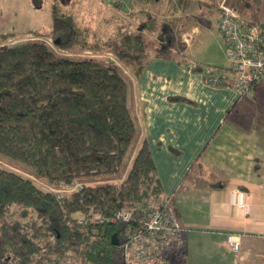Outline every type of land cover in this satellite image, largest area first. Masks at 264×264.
<instances>
[{
    "label": "trees",
    "instance_id": "16d2710c",
    "mask_svg": "<svg viewBox=\"0 0 264 264\" xmlns=\"http://www.w3.org/2000/svg\"><path fill=\"white\" fill-rule=\"evenodd\" d=\"M178 2L183 9L192 6L186 0ZM213 3L208 4L211 11ZM234 3L242 24L257 27L264 36V0ZM240 8L250 10V18L243 17ZM132 14L133 10L114 34L91 42L89 26L54 6L47 33L51 43L36 35L8 47L0 44V156L53 184V189L43 190L31 178L0 166V264H135L123 259V244L142 226L149 204L166 195L146 139L131 158L126 175L120 174L140 137L129 104V83L114 60L59 52L108 47L138 76L151 58L143 32H155L159 24L150 15L137 31L129 30L123 20ZM167 26H161L159 36L168 34L170 41L173 28ZM0 35L9 39L16 33ZM155 52L152 57L185 58L169 46ZM209 65L201 66L205 80L224 84V68L214 65L218 81L213 82L206 74ZM101 173L112 176L94 184L79 181ZM68 186L74 190H66ZM59 189L65 190L62 197ZM123 208L134 211L132 219L113 221ZM97 213L103 221L93 219ZM32 214L34 218H27ZM172 241L160 239L162 251L174 246L180 253L182 243ZM159 251L150 255L147 264L175 263Z\"/></svg>",
    "mask_w": 264,
    "mask_h": 264
},
{
    "label": "crops",
    "instance_id": "0c3cea01",
    "mask_svg": "<svg viewBox=\"0 0 264 264\" xmlns=\"http://www.w3.org/2000/svg\"><path fill=\"white\" fill-rule=\"evenodd\" d=\"M96 1L124 17L134 2ZM192 45L193 40L187 44L189 49ZM186 52L185 58L151 57L138 76L125 69L129 104L140 133L135 153L146 139L161 189L172 198L181 223V240L172 241L182 243L180 253L174 246L169 252L159 246L158 253L176 264H260L264 107L256 94L264 82L242 93L228 68L226 51V63H205L203 57ZM205 64L224 68V84L205 80ZM229 232L241 237L240 255L226 244Z\"/></svg>",
    "mask_w": 264,
    "mask_h": 264
},
{
    "label": "rangeland",
    "instance_id": "374dc122",
    "mask_svg": "<svg viewBox=\"0 0 264 264\" xmlns=\"http://www.w3.org/2000/svg\"><path fill=\"white\" fill-rule=\"evenodd\" d=\"M212 1L214 2V11H211L208 6L211 0H186V3L189 2L192 4L190 9L179 7L178 0H153L148 2L135 0L132 7V16L128 15L123 21L129 23V30L137 31V26L141 22L147 20L150 15L154 16L155 21L159 24V28L155 32L149 30L143 32V38L148 42V53L151 57L154 56L157 48L169 46L176 52H186L189 50L186 52L187 55L191 57L193 54L199 57L201 56L205 63H226V58L224 56V51H226L225 43L218 29L221 3L224 0ZM235 1L236 0H225L227 4L233 7L236 5L234 3ZM54 6H56L59 13L72 14L80 23L91 25V27L89 26L91 28V42L95 41L96 38L104 39L114 34L117 25L124 18L116 8H109L96 0H0V34L10 32L16 33V36H12L9 39H5L0 35V44L4 43V45L8 47L12 43L19 44L24 40L36 39V35L43 37L45 40L47 39L51 43L52 40L47 37V33L51 28L52 10ZM239 11L245 18H250L252 15L251 11L248 9H241ZM105 18L108 19L107 22H105ZM163 25H168L173 28L172 39L170 41V36L167 33L165 34H167L168 37L167 35H165L166 37L162 35L161 38L159 36L161 33V26ZM168 26L167 29H169ZM191 40H193V45L189 49L187 44H189ZM1 47L2 46H0V48ZM95 51H100V53H102V58L118 62L119 69L125 74V78L129 80L127 73L124 71L127 69L133 73L131 66L119 60L116 55H114L115 53L112 52V49L108 47L101 49L91 48L89 50L77 49L74 52H68L62 49L59 50L61 54L72 55L74 58H89L92 52L96 53ZM263 86L264 83L259 85V90L256 94L258 99L261 100L262 107H264ZM135 142L137 143V141ZM135 150L136 146L135 149H131L129 152L128 159L121 169V175H126L127 168L130 165L129 162L131 163V158ZM0 166L31 178L34 183L43 190L53 189V184L51 185L47 180L34 176L31 169L22 164L14 163L0 156ZM111 176V174L104 173L87 175L80 177L79 181L83 184H94L110 179ZM15 216L19 217V213H15ZM29 217L34 218L33 214L27 216V218ZM261 250L264 251L263 248H261ZM257 260H260V264L264 263V257L259 256ZM173 262H175V259H173ZM173 264H176V262Z\"/></svg>",
    "mask_w": 264,
    "mask_h": 264
},
{
    "label": "built area",
    "instance_id": "2783aa9c",
    "mask_svg": "<svg viewBox=\"0 0 264 264\" xmlns=\"http://www.w3.org/2000/svg\"><path fill=\"white\" fill-rule=\"evenodd\" d=\"M218 29L224 39L229 66L236 77V87L242 93L248 92L251 87L264 81V36L257 27H247L241 22L240 14L225 0L221 3V12ZM218 68L214 65L206 67V74L215 76ZM74 189L68 186L66 190ZM58 196L63 195L61 189ZM172 198L165 196L148 206L142 226L133 236L123 244V259L135 264H147L150 255L158 250L160 239L180 240L181 223L172 203ZM134 211L130 208L118 210L113 221H130ZM93 219L103 221L101 214H95ZM226 244L235 254L241 249V237L238 233L229 232L226 235Z\"/></svg>",
    "mask_w": 264,
    "mask_h": 264
},
{
    "label": "water",
    "instance_id": "95a60500",
    "mask_svg": "<svg viewBox=\"0 0 264 264\" xmlns=\"http://www.w3.org/2000/svg\"><path fill=\"white\" fill-rule=\"evenodd\" d=\"M58 41H59V39L56 40V42H58Z\"/></svg>",
    "mask_w": 264,
    "mask_h": 264
},
{
    "label": "bare ground",
    "instance_id": "6f19581e",
    "mask_svg": "<svg viewBox=\"0 0 264 264\" xmlns=\"http://www.w3.org/2000/svg\"><path fill=\"white\" fill-rule=\"evenodd\" d=\"M221 12V11H220ZM227 66V65H226Z\"/></svg>",
    "mask_w": 264,
    "mask_h": 264
}]
</instances>
